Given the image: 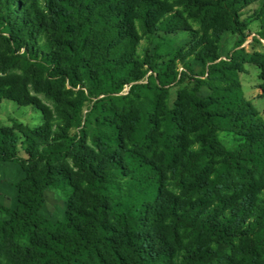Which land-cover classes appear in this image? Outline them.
<instances>
[{"label": "trees", "instance_id": "trees-1", "mask_svg": "<svg viewBox=\"0 0 264 264\" xmlns=\"http://www.w3.org/2000/svg\"><path fill=\"white\" fill-rule=\"evenodd\" d=\"M253 1L0 0V104L43 115L0 126V161L24 174L0 206V264H264V118L240 81L256 64L264 96V51L242 46ZM165 26L191 40L154 74ZM186 78L169 105L166 79ZM47 188L67 196L61 220L41 213Z\"/></svg>", "mask_w": 264, "mask_h": 264}, {"label": "rangeland", "instance_id": "rangeland-1", "mask_svg": "<svg viewBox=\"0 0 264 264\" xmlns=\"http://www.w3.org/2000/svg\"><path fill=\"white\" fill-rule=\"evenodd\" d=\"M264 0H255L241 10V19L246 23V41L243 45L248 52L264 51V40L259 41L253 37H262L264 39V21L262 19V9ZM171 27H163L155 32L150 44V53L157 45V66L154 74H163L169 71L176 63V57L179 51L191 40V32L184 28L170 30ZM236 34L230 31L222 35L218 47V54L221 57L228 56L234 49ZM258 37V38H259ZM145 40L142 44H145ZM192 67L198 72L201 65L197 61H193ZM181 69V68H179ZM151 71L148 72V74ZM152 73V74H153ZM240 81L243 86L245 96L251 101L254 107L260 111L264 118V96L261 88L262 80L259 76V68L256 64L248 62L245 64V70L240 73ZM195 81L192 78H186L181 82H171L166 79V86L169 90V105H173L179 92L191 91ZM129 86H125L122 93H127ZM209 90L201 86L197 91L200 96H205ZM41 96V95H40ZM43 97V96H41ZM45 103L49 104L44 98ZM17 119L28 122L32 125L41 124L43 115L31 105L20 104L11 99H3L0 104V126H10L12 120ZM220 140L229 149H235L242 141V137L231 131L221 130L218 133ZM21 167L11 161H0V206L16 207L18 204V188L17 182L23 177ZM46 200L41 209V213L49 218L52 222L64 218L67 196L59 189L47 188L45 190ZM7 216L0 209V220ZM71 264H83L79 261H72Z\"/></svg>", "mask_w": 264, "mask_h": 264}, {"label": "built area", "instance_id": "built-area-1", "mask_svg": "<svg viewBox=\"0 0 264 264\" xmlns=\"http://www.w3.org/2000/svg\"><path fill=\"white\" fill-rule=\"evenodd\" d=\"M259 37V36H258ZM260 41H263L264 39L262 37H259ZM245 42H248V41H245ZM245 43L242 44V46L244 45Z\"/></svg>", "mask_w": 264, "mask_h": 264}]
</instances>
